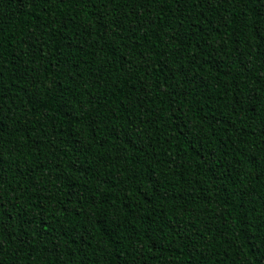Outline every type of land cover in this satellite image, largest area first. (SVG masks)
Wrapping results in <instances>:
<instances>
[{
    "label": "trees",
    "instance_id": "obj_1",
    "mask_svg": "<svg viewBox=\"0 0 264 264\" xmlns=\"http://www.w3.org/2000/svg\"><path fill=\"white\" fill-rule=\"evenodd\" d=\"M0 264H264V0H0Z\"/></svg>",
    "mask_w": 264,
    "mask_h": 264
}]
</instances>
